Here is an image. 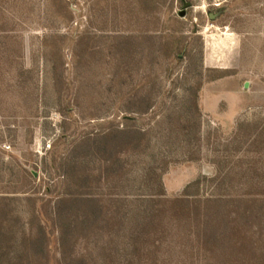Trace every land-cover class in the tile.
<instances>
[{
  "label": "rangeland",
  "instance_id": "374dc122",
  "mask_svg": "<svg viewBox=\"0 0 264 264\" xmlns=\"http://www.w3.org/2000/svg\"><path fill=\"white\" fill-rule=\"evenodd\" d=\"M0 264H264V0H0Z\"/></svg>",
  "mask_w": 264,
  "mask_h": 264
}]
</instances>
